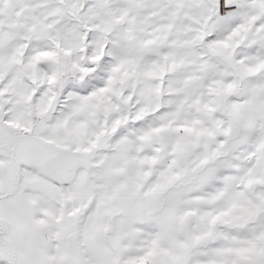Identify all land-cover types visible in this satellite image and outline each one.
<instances>
[{"label":"snow or ice","instance_id":"1","mask_svg":"<svg viewBox=\"0 0 264 264\" xmlns=\"http://www.w3.org/2000/svg\"><path fill=\"white\" fill-rule=\"evenodd\" d=\"M0 264H264V0H0Z\"/></svg>","mask_w":264,"mask_h":264}]
</instances>
